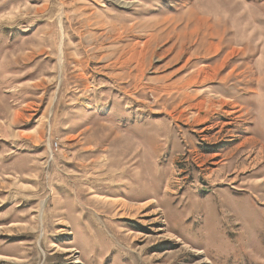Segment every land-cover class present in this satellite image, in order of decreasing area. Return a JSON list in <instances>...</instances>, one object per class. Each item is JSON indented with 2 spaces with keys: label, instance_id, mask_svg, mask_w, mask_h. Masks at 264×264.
I'll use <instances>...</instances> for the list:
<instances>
[{
  "label": "rangeland",
  "instance_id": "rangeland-1",
  "mask_svg": "<svg viewBox=\"0 0 264 264\" xmlns=\"http://www.w3.org/2000/svg\"><path fill=\"white\" fill-rule=\"evenodd\" d=\"M0 264H264V0H0Z\"/></svg>",
  "mask_w": 264,
  "mask_h": 264
},
{
  "label": "bare ground",
  "instance_id": "bare-ground-1",
  "mask_svg": "<svg viewBox=\"0 0 264 264\" xmlns=\"http://www.w3.org/2000/svg\"><path fill=\"white\" fill-rule=\"evenodd\" d=\"M237 46V45H236ZM191 60V59H190ZM188 64V63H187ZM221 66V65H220ZM222 68V67H221ZM206 72V71H205ZM200 74V73H199ZM210 76V75H209ZM209 81V80H208ZM191 84V83H190ZM258 174V173H257ZM260 174V173H259ZM12 225H19V223H12ZM12 225H10V227L12 226ZM9 227V228H10ZM11 230V229H10ZM65 251V253H69V254H71L72 255V253L74 252V250H64ZM199 253H201V251H198ZM70 255V256H71Z\"/></svg>",
  "mask_w": 264,
  "mask_h": 264
}]
</instances>
